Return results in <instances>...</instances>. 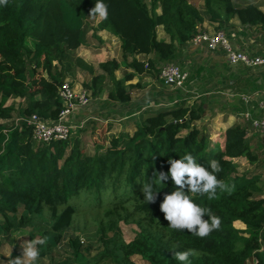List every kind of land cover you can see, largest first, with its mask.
<instances>
[{"label": "trees", "instance_id": "16d2710c", "mask_svg": "<svg viewBox=\"0 0 264 264\" xmlns=\"http://www.w3.org/2000/svg\"><path fill=\"white\" fill-rule=\"evenodd\" d=\"M236 1L204 0L205 16L189 0H105L109 15L94 32L107 31L120 40L124 67L132 73L125 72L118 80L117 60L100 64L103 74H98L77 58V66L93 78L86 88L99 97L108 87L109 100L127 104L131 99L126 83L136 75L158 78L162 65L177 64L179 48L202 32L206 19L217 31H224L235 18L242 25L264 26L259 7H239ZM94 6L95 0H7L0 6V233L19 234L44 217L49 228L38 231L37 237L47 236L48 241L39 246L40 257H52L80 212L81 201L86 210L103 214L100 230L106 239L96 259L77 264H133L129 260L136 255L149 264H180L174 253L189 249L194 251L189 264H264L263 180L256 174L241 179L233 161L246 157L254 163L256 156L240 125L227 130L223 149L213 147L198 124L207 116L204 102L187 105L181 90L162 81L163 87L173 89L161 98L173 106L145 119L142 114L139 120L134 117L138 111H130L132 131L110 134L112 122L108 132L97 136V124L91 127L92 145L80 131L64 141L34 139L25 119L37 114L51 123L59 120L65 110L59 90L73 61L71 52L84 45L86 21ZM159 27L169 42L159 39ZM140 55L154 58L140 61ZM10 100H19L20 106L7 105ZM15 115L17 123L3 124ZM188 153L203 166L219 160L217 178L227 186L217 189L211 200L207 194L188 193L220 217L219 229L204 238L170 228L160 210L165 195L179 186L156 177L169 171L170 158L179 160ZM150 182L159 193L155 203L148 204L142 188ZM131 218H142L147 227L126 243L119 223ZM237 221L246 230L237 229ZM72 245L79 255L80 240Z\"/></svg>", "mask_w": 264, "mask_h": 264}, {"label": "crops", "instance_id": "0c3cea01", "mask_svg": "<svg viewBox=\"0 0 264 264\" xmlns=\"http://www.w3.org/2000/svg\"><path fill=\"white\" fill-rule=\"evenodd\" d=\"M236 3L239 7L254 4L264 12V0H238ZM158 13L161 12L158 11ZM159 29L163 32L161 33L163 37H159ZM202 32L215 33L218 31H216L213 24L206 19V22L202 27ZM223 32L226 34L232 47L236 51L244 52L252 58L264 59L263 25H242L240 21L235 18L231 20ZM95 34L99 38V41H101L103 45H106L109 49L112 44L117 45L121 56L117 57L113 55L112 57H106L101 64L108 60L115 59L121 64V68L125 69V72L132 73L131 70H127L124 67V56L120 40L107 31H99ZM158 37L160 40H165L167 42L170 41V38L165 33L163 27L158 28ZM83 48L84 45L76 51L71 52L73 61H69L70 64L67 66L68 69L66 71L64 82L68 83L77 93L84 91L88 93L90 90L86 88L84 91H78L72 86L75 71L81 69L77 66L75 59L81 58L87 64L91 66L95 65L93 57H90L88 53H85L87 50H83ZM150 58H154V56L146 57L140 55L137 57L140 61H146ZM175 65L181 67L188 73V79L185 87L179 89L181 90L180 92L184 98L188 99V102H186L187 105H193L195 103L198 104L199 102L205 103L204 108L207 110V116L203 119L204 121L201 120L198 124L201 128H204L202 130H205V133L209 136L213 147L223 149L225 146L227 130L234 125L242 126L246 129V142L249 145L251 152L256 156V161L254 163H250L246 157H240L233 160L238 166L237 176L243 179L256 174L263 180L264 134L262 131L253 126V122L264 117V65L250 67L245 64H239L237 66H233L229 64L227 60V53L222 49L212 51L206 45H195L192 41L179 48L178 63ZM162 67L163 65L160 68L162 69ZM95 69H97V67H95ZM120 69L115 73L118 80H122L125 75L124 72L123 77L119 78L118 72ZM98 74L101 73L98 72ZM146 76H148V78H152L151 76L153 75H136L133 80L126 83L131 99L127 104H123L120 101H111L107 97L106 102L108 107H114L113 109L116 110V114H118L119 109H126V113L119 115V118H117L119 120L122 119V123L130 125L131 119L134 120L135 117L139 120L141 115L147 110H159L162 107L173 106V103L170 104L168 103V100H162L161 98L162 96L163 98H166L168 92L172 91V87H163V92L159 93L160 91H157L154 94V106L157 108H153L151 104H147L145 106L136 104L133 106L131 91L133 88H136L135 86L141 84L140 78H145ZM159 78L160 76H158L157 80H159L162 85L163 82ZM92 80L93 78L90 83L87 82L85 85L90 86ZM135 80H138V83H133ZM164 102L168 104L163 105L162 103ZM12 103H16V108L20 106L19 100H10L7 105H11ZM135 110L138 111L135 116H130V111ZM112 115L115 114L112 113ZM13 118V122L17 123L18 119L16 118V115ZM202 121L203 123H201ZM64 122L66 125L71 127L68 123L69 120L68 122ZM235 227L241 231H244L247 228V226L241 221L235 222Z\"/></svg>", "mask_w": 264, "mask_h": 264}, {"label": "rangeland", "instance_id": "374dc122", "mask_svg": "<svg viewBox=\"0 0 264 264\" xmlns=\"http://www.w3.org/2000/svg\"><path fill=\"white\" fill-rule=\"evenodd\" d=\"M189 2L198 7L199 10L202 11L206 16L204 0H189ZM147 3H149V1H147ZM160 11L161 9H159V12ZM102 20L103 19H100L96 16L88 17L85 25V44L83 48V50H87L85 51V53H88L90 57H93V61L95 63V65L93 66L97 67V72H100L101 74L103 73V71L98 67L106 57H112L113 55L117 57L120 56L119 48L117 45L112 44L111 48L109 49L106 45H103V43L99 41V38L95 34L94 30L96 27H98V24ZM213 26L216 28L215 25ZM161 33L163 32H161L159 29V37H163ZM124 72L125 69L121 68L118 72L119 78L123 77ZM151 77L152 78H148V76H146L145 78L141 77V84H138L137 86H135L136 88L132 89L131 93L133 106H135L136 104L143 106L151 104L153 108H157L154 106V94L157 91H160L159 93L163 92V86L155 76ZM91 79L92 77L90 75H88L81 69H78L74 73L72 86L78 91H84L86 90L85 84L87 82L90 83ZM137 81L138 80H135L133 83H138ZM108 90L109 88L106 87L105 92L99 97H94L93 93L91 91H88L89 97L91 99L89 105L85 107H78L67 115L65 121L68 122L69 120L68 123L72 127L70 137L80 131V137H82L86 143L89 142L90 145H92L91 127L96 126L97 124V136L103 135V133L108 132L110 130L108 124H111L112 122L113 128L112 130H110V134H119L121 132L133 130L132 119L130 125L122 123V119H117L119 118V115L126 113V109H119L118 114H116V110L113 109L114 107H108V104L106 102L108 97ZM155 112H158V110H147L144 112L143 118L145 119L147 116H153L155 114H150ZM112 113H114L115 115H112ZM13 119L4 120V125H6L7 127H11L13 125ZM203 121L201 123H203ZM248 172L251 173L250 171ZM262 187H264V179L262 182ZM78 205L80 207V212L75 218L72 226L63 233V240L59 248L55 250V255L45 258L39 257L38 261H36L35 264H77L90 262L91 260L96 259L103 252V242L106 239V237L103 236V232L100 230V222L103 220V214L101 212H98L97 210H86L88 207L83 208L85 206L81 201L78 202ZM46 216L48 217V214H46ZM142 220V218H131L119 223L121 236L126 243H130L131 241H133L137 234L142 232L144 230V227H147L146 223L142 222ZM48 228L49 223L47 219L44 217H40L30 225L26 226L25 229L19 234L2 235L0 233L1 263L9 262L11 264H14L15 259H22L24 243L31 241L32 239H34V237H37L38 231ZM75 239L80 240L81 249L79 255L76 254V250L72 245V242H74ZM180 252L182 251L180 250ZM129 261L133 264H149L139 255L131 257Z\"/></svg>", "mask_w": 264, "mask_h": 264}, {"label": "clouds", "instance_id": "9594fccd", "mask_svg": "<svg viewBox=\"0 0 264 264\" xmlns=\"http://www.w3.org/2000/svg\"><path fill=\"white\" fill-rule=\"evenodd\" d=\"M7 0H0V6ZM109 15L108 5L105 0H95V6L90 10V17L96 16L107 19ZM170 169L167 173L160 172L156 177L159 182L171 179L176 186L175 191L166 194L160 204V210L165 214V219L170 222L169 227L177 230L187 229L197 237H207L211 232L219 229L220 217L213 214L212 209L202 207L196 203L188 193L207 194L208 199L216 196L217 189L226 190L223 180L217 178L221 171L219 160L213 159L203 166L197 162L190 153L185 154L179 160L170 158ZM144 201L148 204L155 203L159 191L153 183H147L142 188ZM207 217V218H205ZM48 237H34L25 242L23 246V258H17L14 264H35L40 257V247L47 243ZM194 251L189 249L183 252H175L174 259L180 264H189V258Z\"/></svg>", "mask_w": 264, "mask_h": 264}, {"label": "built area", "instance_id": "2783aa9c", "mask_svg": "<svg viewBox=\"0 0 264 264\" xmlns=\"http://www.w3.org/2000/svg\"><path fill=\"white\" fill-rule=\"evenodd\" d=\"M192 42L195 45H206L210 50L222 49L227 53L230 65L237 66L245 64L250 67L264 65L263 58H252L244 52L236 51L223 31L215 33L201 32L197 34ZM160 79L169 86L182 89L188 79V73L175 64H166L160 72ZM65 110L62 112L58 122L51 123L37 114L25 119V122L33 128V136L36 141L50 143L52 141H64L71 135V127L65 124L68 114L78 107L88 106L90 97L87 92L77 93L68 83H63L59 90ZM264 96V95H263ZM253 126L264 134V117L253 122Z\"/></svg>", "mask_w": 264, "mask_h": 264}]
</instances>
